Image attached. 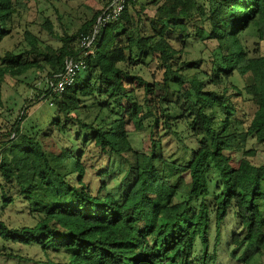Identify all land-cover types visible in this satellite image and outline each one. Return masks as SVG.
I'll return each instance as SVG.
<instances>
[{
	"label": "trees",
	"instance_id": "trees-1",
	"mask_svg": "<svg viewBox=\"0 0 264 264\" xmlns=\"http://www.w3.org/2000/svg\"><path fill=\"white\" fill-rule=\"evenodd\" d=\"M30 1L0 0V45ZM114 1L57 47L39 46L25 27L24 48L0 56V104L5 76L45 72L8 129L0 117V212L20 206L31 217L0 218V258L224 264L221 243L229 264L264 258V161L252 146L264 143V0H127L101 24ZM41 26L58 37L49 19ZM85 35L89 48L79 45ZM192 41L201 56L187 60ZM76 60L84 67L54 92ZM150 64V81L129 70ZM71 127L83 147L70 144ZM111 165L123 192L104 180ZM30 247L59 260L20 253Z\"/></svg>",
	"mask_w": 264,
	"mask_h": 264
},
{
	"label": "rangeland",
	"instance_id": "rangeland-1",
	"mask_svg": "<svg viewBox=\"0 0 264 264\" xmlns=\"http://www.w3.org/2000/svg\"><path fill=\"white\" fill-rule=\"evenodd\" d=\"M106 2L107 0H34L28 2L25 9L20 12V18H16L13 21V25L15 27L12 31V37L5 40L0 45V56H2L3 53L8 50H11L15 54H17L21 49L24 48L25 43L23 40V30L25 29V27L37 37L39 46L42 47L44 45H51L53 47H57L59 45L58 39L60 36H62L64 33H67L68 35L74 33L82 23L90 19L92 13L96 9L103 7ZM46 18L49 19L52 30L58 37H55L53 34H49L48 31L41 28V25ZM246 40L249 49H251L253 47L252 43L254 41V37L248 35L246 36ZM201 49L202 46L199 42L192 41L186 48L185 59L195 60L199 58L201 56ZM153 69L154 65L150 64L148 68L144 67L139 71L134 67L129 70L137 74L139 73V75H142L144 79L150 81V72L153 71ZM44 83L45 72L38 73L33 70L17 78H11L10 76L4 77V83L2 86V100L0 104V117L7 120V122L5 123V129H8L14 119L19 115V110L22 107V100L24 95L31 96L30 90L27 89V84H32L35 87L42 88L44 86ZM15 84L17 86H15ZM36 106L40 110L42 108V103ZM0 120L2 119L0 118ZM0 130L1 132H3L2 129ZM77 133L81 132H78L75 130V128L71 127L69 136L70 138H72V141L70 142V144L75 148L83 147L84 145L82 144V139L85 135L82 134L84 136L81 135L79 138H75V135ZM141 138H144L142 133H137L136 135H134V137L132 138V145L134 148L140 149L138 144ZM70 144H67V147H70ZM252 146H255L258 149L254 161L257 163L259 161H264V143H256ZM108 170L109 174L105 176L104 180L109 184L111 190H115L122 184L120 181L121 174H119L118 172V167L113 165H111ZM184 178L187 179L186 176ZM125 183H128V181H126ZM120 189L123 192L125 188L122 189V186H120ZM0 218L8 223H11L14 226L20 224H29L31 222V217L28 216V214H26L25 212H21L20 206H13L9 209L5 208L0 212ZM220 250L223 253L227 254L229 249L221 243ZM20 253H26V255H28L35 261L45 262L46 260H50L51 262H57L59 260L55 253L45 254L44 252H41L39 249L34 247L20 248ZM223 253H221V256L222 258H224V264H229L228 258ZM237 253H242V251L238 250ZM0 264L14 263L4 258H0ZM230 264L242 263L241 261L236 260L234 262L230 261ZM249 264H264V258H255Z\"/></svg>",
	"mask_w": 264,
	"mask_h": 264
},
{
	"label": "built area",
	"instance_id": "built-area-1",
	"mask_svg": "<svg viewBox=\"0 0 264 264\" xmlns=\"http://www.w3.org/2000/svg\"><path fill=\"white\" fill-rule=\"evenodd\" d=\"M126 1L127 0H115L108 11L100 17V23L105 24L106 22L116 20L122 12ZM91 42V37L85 35L80 37L79 45L80 47L89 48ZM82 67H84V62L82 60L67 61L64 66V71L59 75V80L55 86H53V91L59 93L66 85H70L73 82L76 73Z\"/></svg>",
	"mask_w": 264,
	"mask_h": 264
}]
</instances>
